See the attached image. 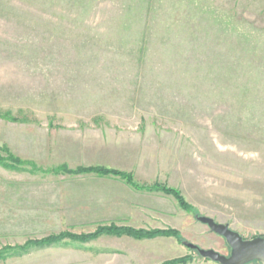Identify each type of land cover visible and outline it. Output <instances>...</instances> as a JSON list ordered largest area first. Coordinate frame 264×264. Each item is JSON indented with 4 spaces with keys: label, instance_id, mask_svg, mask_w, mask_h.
Segmentation results:
<instances>
[{
    "label": "rangeland",
    "instance_id": "374dc122",
    "mask_svg": "<svg viewBox=\"0 0 264 264\" xmlns=\"http://www.w3.org/2000/svg\"><path fill=\"white\" fill-rule=\"evenodd\" d=\"M200 217L264 236V0H0V264H217ZM109 226L176 235L30 245Z\"/></svg>",
    "mask_w": 264,
    "mask_h": 264
},
{
    "label": "water",
    "instance_id": "95a60500",
    "mask_svg": "<svg viewBox=\"0 0 264 264\" xmlns=\"http://www.w3.org/2000/svg\"><path fill=\"white\" fill-rule=\"evenodd\" d=\"M198 221L206 225L212 233L223 238L230 248V254L226 257L213 250H202L189 244L188 248L195 250L200 257L217 264H250L253 262L264 264V236L244 240L228 226L218 224L213 219L200 217Z\"/></svg>",
    "mask_w": 264,
    "mask_h": 264
},
{
    "label": "trees",
    "instance_id": "16d2710c",
    "mask_svg": "<svg viewBox=\"0 0 264 264\" xmlns=\"http://www.w3.org/2000/svg\"><path fill=\"white\" fill-rule=\"evenodd\" d=\"M78 173H94V174H98L101 176L110 175V176H114V177H120V178L125 179V180L127 179V182L131 181L130 176L123 175V174H121L117 171H113V170H105V169H102L99 167L80 169V170H78ZM159 189H163L162 191H164V193L172 195L176 199V201L178 202L180 207L185 208V209L187 208L186 203L183 201V199L181 198V196L179 195L178 192H176L173 189H167L165 187H160ZM91 235L92 236H89V238H87L88 235L87 236H83V235L75 236V235H69V234H61V235L56 236V237L52 236V237L45 239V240L30 242L31 243L30 245L46 246V245H51L53 243L63 241V239H66V238L71 239L70 241L87 242V241H89V239H96L97 237L102 236V235H114L117 237L127 236V237H131V238L140 240V239H152V238H156L158 236L171 237V236H174L176 234L173 231L145 232L142 230H134V229L129 228V227L109 226V227H100ZM187 258L188 257L176 259V260L171 261L169 264L184 263ZM2 259H3V256H0V260H2ZM254 263H256V262H254Z\"/></svg>",
    "mask_w": 264,
    "mask_h": 264
}]
</instances>
